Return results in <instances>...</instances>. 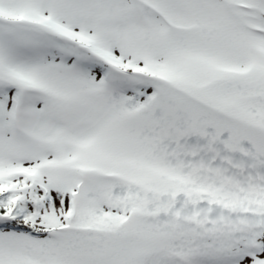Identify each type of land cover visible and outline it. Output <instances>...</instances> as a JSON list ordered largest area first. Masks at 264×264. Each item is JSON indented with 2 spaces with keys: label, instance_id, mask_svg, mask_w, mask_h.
<instances>
[{
  "label": "snow or ice",
  "instance_id": "snow-or-ice-1",
  "mask_svg": "<svg viewBox=\"0 0 264 264\" xmlns=\"http://www.w3.org/2000/svg\"><path fill=\"white\" fill-rule=\"evenodd\" d=\"M0 264H264V0H0Z\"/></svg>",
  "mask_w": 264,
  "mask_h": 264
}]
</instances>
